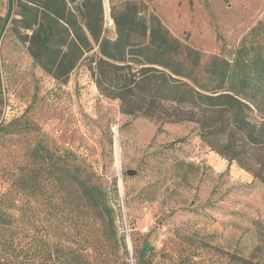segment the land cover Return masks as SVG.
<instances>
[{"label":"rangeland","instance_id":"obj_1","mask_svg":"<svg viewBox=\"0 0 264 264\" xmlns=\"http://www.w3.org/2000/svg\"><path fill=\"white\" fill-rule=\"evenodd\" d=\"M19 1L11 7L0 0V169L41 141L75 154L94 172L116 215L117 235L86 229L94 242L88 264H136L133 257L144 248L157 252L155 264L186 258L264 264V184L210 149L194 123L121 113L120 102L100 93L93 78L98 46L67 74L57 62L44 69L30 50ZM128 2L197 50L202 67L212 57H229L255 29L254 40L264 42V0H101L104 38L115 40L112 12ZM249 119L258 124L264 115L255 110ZM2 174L0 191L7 188ZM13 227L4 233L13 242L6 257L38 259L33 233L23 226L16 234Z\"/></svg>","mask_w":264,"mask_h":264},{"label":"trees","instance_id":"obj_2","mask_svg":"<svg viewBox=\"0 0 264 264\" xmlns=\"http://www.w3.org/2000/svg\"><path fill=\"white\" fill-rule=\"evenodd\" d=\"M18 5L23 28L31 31L30 50L44 69L57 62L59 73L67 74L98 46L93 78L100 93L120 102L121 113L163 124L194 123L210 149L264 184V120L249 119L255 110L264 115V42L254 40L257 29L229 57H212L202 67L197 50L179 44L157 16L140 15L135 2L112 12L115 40L103 37L101 0H20ZM0 170L7 186L0 191V264H88L94 242L86 229L117 235L112 206L94 172L75 154L40 141ZM9 223L16 234L23 226L33 233L38 259L6 257L13 248L4 234ZM156 255L144 248L133 259L155 264Z\"/></svg>","mask_w":264,"mask_h":264},{"label":"water","instance_id":"obj_3","mask_svg":"<svg viewBox=\"0 0 264 264\" xmlns=\"http://www.w3.org/2000/svg\"><path fill=\"white\" fill-rule=\"evenodd\" d=\"M127 174H128L129 176H134V175H135V172H133V171H128Z\"/></svg>","mask_w":264,"mask_h":264},{"label":"bare ground","instance_id":"obj_4","mask_svg":"<svg viewBox=\"0 0 264 264\" xmlns=\"http://www.w3.org/2000/svg\"><path fill=\"white\" fill-rule=\"evenodd\" d=\"M118 153V152H117Z\"/></svg>","mask_w":264,"mask_h":264}]
</instances>
